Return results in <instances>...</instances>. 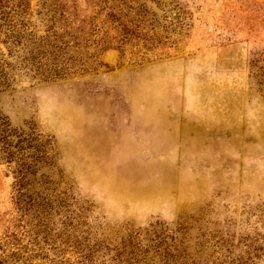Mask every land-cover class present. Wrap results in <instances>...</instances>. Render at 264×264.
<instances>
[{"label":"rangeland","instance_id":"rangeland-1","mask_svg":"<svg viewBox=\"0 0 264 264\" xmlns=\"http://www.w3.org/2000/svg\"><path fill=\"white\" fill-rule=\"evenodd\" d=\"M0 76V264H264V0H0Z\"/></svg>","mask_w":264,"mask_h":264},{"label":"trees","instance_id":"trees-1","mask_svg":"<svg viewBox=\"0 0 264 264\" xmlns=\"http://www.w3.org/2000/svg\"><path fill=\"white\" fill-rule=\"evenodd\" d=\"M1 78L2 76H0V80ZM13 134L14 130L11 128L8 118L0 112V153H2L3 159L12 160L14 158L15 152L12 150L13 140L11 137Z\"/></svg>","mask_w":264,"mask_h":264}]
</instances>
